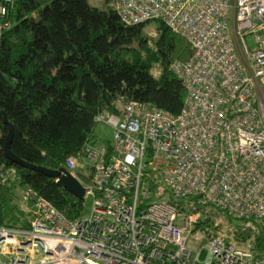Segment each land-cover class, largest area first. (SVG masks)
Returning a JSON list of instances; mask_svg holds the SVG:
<instances>
[{
    "label": "built area",
    "instance_id": "1",
    "mask_svg": "<svg viewBox=\"0 0 264 264\" xmlns=\"http://www.w3.org/2000/svg\"><path fill=\"white\" fill-rule=\"evenodd\" d=\"M230 1L112 0L124 26L161 22L191 46L189 61L169 65L185 90L181 111L120 97L98 114L112 143L88 142L65 166L92 200L89 215L71 222L24 189L30 227L0 226V264H264L253 243L239 248L217 237L198 261L187 248L198 214L161 193L164 186L173 201L194 198L258 220L264 237V0ZM84 168L87 184L77 177ZM8 174L0 169V185Z\"/></svg>",
    "mask_w": 264,
    "mask_h": 264
},
{
    "label": "trees",
    "instance_id": "2",
    "mask_svg": "<svg viewBox=\"0 0 264 264\" xmlns=\"http://www.w3.org/2000/svg\"><path fill=\"white\" fill-rule=\"evenodd\" d=\"M0 5L5 7L0 18V169L9 173L0 185V226L29 229L30 213L25 217L16 205L31 208L17 194L26 188L74 222L84 215L85 199L6 160L3 146L9 130L4 121L13 128L10 149L16 157L45 170H63L67 160L92 141L95 117L114 110L120 97L178 115L185 90L169 65L189 61L193 50L158 22L157 36L150 42L142 33L146 24L124 26L108 3L106 10L91 7L88 0H0ZM154 69L159 70L157 77ZM77 177L89 182V175L80 170ZM169 197L179 211L198 214V232L223 236L220 229L230 225L234 242L217 238L239 248L253 243V252L264 258L258 220L199 206L194 198L179 202Z\"/></svg>",
    "mask_w": 264,
    "mask_h": 264
},
{
    "label": "rangeland",
    "instance_id": "3",
    "mask_svg": "<svg viewBox=\"0 0 264 264\" xmlns=\"http://www.w3.org/2000/svg\"><path fill=\"white\" fill-rule=\"evenodd\" d=\"M233 1L234 0H231L230 1V4L232 5L233 4ZM108 3V6L109 7H112V0H88V4L93 7V8H96V9H99V10H106V5ZM156 27H157V23L156 22H150L148 24H146L143 29H142V33H143V36L144 37H147L150 42L151 41H154V39L156 38L157 36V31H156ZM247 41H248V44L251 48H253L255 46L254 44V39L252 36H248L247 37ZM153 75L154 76H158L159 75V70L157 69H154L153 70ZM112 130L109 126H107L106 124L104 123H99L97 124L96 126V129H95V132L93 134V137H92V142H94L95 144H110L112 143ZM85 176H88L89 174V171L87 169H82L80 170ZM84 184V183H83ZM168 191L169 189L167 187H162L161 188V193H163L165 196L163 197V199L165 200H169L170 197H169V194H168ZM17 194L19 196H21V192L18 191ZM185 201V200H184ZM155 201H150V203H153ZM84 207H85V210H84V215L83 217H87L91 211V206H92V200L90 197H86L85 200H84ZM18 207H20L22 209V211L25 213V217H29V213H30V217H31V212H32V206L31 208L26 206L25 203H22V202H18L16 204ZM198 221V219H197ZM29 222H30V219H29ZM219 222H222L221 220H219L217 223ZM179 223H180V220H179ZM225 227L222 226V228L220 229L221 232H225L223 234V236H221L220 234H217L216 237H220V238H224L225 240H228L229 242H234L232 239H231V234H230V225L229 227H227V225H224ZM203 235L204 236V239L203 240H200V236ZM210 238L209 236H206L204 235L203 232H198L197 229H196V225H195V230L193 231V233L190 235V240L187 244V248L190 250V251H193L195 253H197V259L198 261L200 262H203L206 257H207V249H206V244H207V239ZM230 238V239H229ZM227 242V243H229ZM202 247V248H200ZM5 261V257H3L2 255H0V262H3Z\"/></svg>",
    "mask_w": 264,
    "mask_h": 264
},
{
    "label": "water",
    "instance_id": "4",
    "mask_svg": "<svg viewBox=\"0 0 264 264\" xmlns=\"http://www.w3.org/2000/svg\"><path fill=\"white\" fill-rule=\"evenodd\" d=\"M4 124L8 126V130H9L5 138V142L3 146V153H4V157L6 158V160H8L9 162H11L12 164L16 166H19L31 172L41 173L47 178L55 180V183L57 184V186L65 190L67 193L72 195L74 198L78 200L84 199V194H85L84 188L65 169L60 170V171H49V170H45L42 168L29 165L23 162L18 157H16L10 149L12 135H13V128L8 124L7 121H4Z\"/></svg>",
    "mask_w": 264,
    "mask_h": 264
},
{
    "label": "bare ground",
    "instance_id": "5",
    "mask_svg": "<svg viewBox=\"0 0 264 264\" xmlns=\"http://www.w3.org/2000/svg\"><path fill=\"white\" fill-rule=\"evenodd\" d=\"M150 22H156L157 23V21H150ZM150 22H147V23H145V24H148V23H150ZM158 23H161V22H158ZM163 24V23H162ZM164 25V24H163ZM170 71V70H169ZM172 74V73H171Z\"/></svg>",
    "mask_w": 264,
    "mask_h": 264
}]
</instances>
